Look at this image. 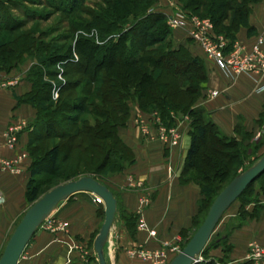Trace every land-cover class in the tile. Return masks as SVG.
<instances>
[{"label":"trees","instance_id":"obj_1","mask_svg":"<svg viewBox=\"0 0 264 264\" xmlns=\"http://www.w3.org/2000/svg\"><path fill=\"white\" fill-rule=\"evenodd\" d=\"M245 2L240 6L235 4L233 18L225 32L224 36L231 43L238 29L247 25L251 6L257 1ZM167 21L165 15L151 12L117 38L108 34L102 45L85 40L82 46L86 51L84 62L70 65L64 73L66 76L75 72L79 74V79L76 77L56 85L46 82L45 74L50 78L56 76L50 71L53 58L44 60L41 56L37 57V61L43 63V72L30 73L26 79L32 86L31 91L17 98L19 104L30 105L37 112L27 145L31 159L27 203L33 205L40 198L38 184L33 182L42 173L64 177L68 181L90 176L100 182L99 175L107 167L115 166L113 174H120L130 166L133 152L120 139L118 132L127 125L129 103L132 102L142 111L157 108L164 121L172 111L189 114L195 119L181 182H193L201 190L199 213L193 219L195 231L198 229L201 225L199 216L203 210L210 208L225 180L232 177V181L238 176L234 169L236 162L247 156L248 148L242 150L234 139L223 136L207 120L205 111L195 108L202 97L207 70L203 61L193 57L187 49L171 46L172 32L166 25ZM211 21L218 33L222 19L216 17ZM10 33L8 25H0V50L13 45ZM162 44L165 48H156ZM20 56L21 51L16 53L15 58ZM97 82L99 86L96 87ZM55 89L58 90L56 101L51 98ZM58 105L64 112L93 116L94 121L86 119L80 122L79 117L70 115L67 118L74 129L71 132L59 131L48 121V112ZM228 150L231 153H227ZM190 174H195V177ZM257 183L264 189V173L236 201H241ZM190 233L181 234L187 238L186 244L194 234ZM206 250L207 246L202 254ZM198 264L215 263L205 258Z\"/></svg>","mask_w":264,"mask_h":264},{"label":"crops","instance_id":"obj_2","mask_svg":"<svg viewBox=\"0 0 264 264\" xmlns=\"http://www.w3.org/2000/svg\"><path fill=\"white\" fill-rule=\"evenodd\" d=\"M165 10L164 14L169 15L167 7ZM187 33L184 29L173 31V43L201 59L207 70L202 97L195 107L205 111L207 120L227 138L241 142L245 136L258 137L264 129V73L235 76L220 71ZM260 35L264 36V0L252 5L248 26L240 27L235 34V43L249 51ZM16 81L15 86L0 89V160H9L17 154L27 157L21 161L20 171L16 174L4 171L0 164V246L23 212L31 165L27 145L37 115L32 106L17 101L31 91V84L24 79ZM212 93L217 96L213 97ZM131 108L130 118L126 127L119 130V137L132 150L135 161L105 185L115 194L118 209H122L120 212L125 217L115 218L107 245L110 246L111 241L114 244L115 264H154L133 257L139 249L161 252L162 256L157 259H166L168 264L176 256L174 247L183 239L181 234L193 230V219L199 213L202 199L198 185L181 182L191 142L189 129L183 126L177 147L164 149L159 141L142 136L137 128L135 120L143 118L147 121L149 115L142 113L137 105ZM11 125L20 128L17 147L12 150L4 138ZM142 200L147 203L144 208L141 207ZM102 213L104 215V209L93 202V195H73L52 213L51 225L66 224V229L37 231L24 251L27 256L24 264H88L93 258L89 241L101 227ZM133 219L135 221H130ZM139 222L145 223V230L137 229ZM150 232L155 235L151 236ZM253 241L264 246V211L259 223H249L229 238L239 259L245 258L243 253Z\"/></svg>","mask_w":264,"mask_h":264},{"label":"rangeland","instance_id":"obj_3","mask_svg":"<svg viewBox=\"0 0 264 264\" xmlns=\"http://www.w3.org/2000/svg\"><path fill=\"white\" fill-rule=\"evenodd\" d=\"M243 1L244 0H0V25L9 26L11 30V38H13L12 40L14 41L11 48L0 50V76L5 80L10 78L12 81L18 80L21 82L23 79L28 81L26 78L30 77V73L36 74L38 71L43 72V63H39L37 61V57L41 56L44 60L53 58L50 71L56 76L55 78H50L48 74H45L44 80L46 82L56 85L58 82L64 83L69 80H75L77 78L79 79V74L76 75L75 72L72 74L69 73L66 76L64 73L66 69H70V65H75L78 61L84 62V53L86 51L85 49H82V46L84 45L83 42L85 40L90 41L91 43L93 42L98 45H102L105 41L104 39H107L106 36L108 34H112V36L117 38L120 34L126 33L130 28L135 26L136 23L140 21V19L145 17V15L151 14V12L160 13L169 18L170 16H174L178 11L183 12L187 18H191L199 22L209 21L212 26L211 32L214 35L222 37L224 40H226L229 44L227 51H230L235 44V40L231 43L224 35L228 30V25L231 23V19L233 18L235 4L238 6L243 5ZM253 1L254 0H246L245 3L248 4ZM256 1V3H259L262 0ZM165 7L168 8L169 15L164 14V11H166ZM216 17L217 19L218 17L219 19H222L218 33L215 32V27L211 21L215 20ZM166 25L170 32L179 30L171 29L168 26V21ZM246 26H248V23L247 25L241 27ZM189 28L190 26L187 25L186 28L180 29L186 30L187 33ZM187 34L189 37V32ZM260 37H262V35L258 36L256 40ZM170 39L172 38L170 37ZM171 46L174 48L175 44L172 43ZM159 47L165 48V44L156 46V48ZM86 49H88V47H86ZM19 51H21V56L19 59H17L15 58V55ZM56 59H58V61L54 62ZM66 66L67 68H65ZM77 72L81 71L77 70ZM10 75L11 77H9ZM97 86H99V82L96 83V87ZM51 98L54 101L57 100V89L51 93ZM134 105L137 104L132 102L129 103L130 113L132 109L131 107ZM140 111L145 115H149V118L147 121H144L143 118H137L135 120L137 128L140 134L144 136L141 128L143 125H146L152 134L151 138H153L155 141H159L160 129H164L166 131H177L180 137L178 141L179 143L181 142L180 131L182 130L183 126L186 125V129H189V136L190 132L194 130L193 123L195 119H193V117L189 114H181L172 111L169 116H166L167 118L165 117L166 119L164 121L160 116V112L155 107H150L145 111ZM70 115L79 117L78 120L80 122L86 119L90 120V122L94 121V117L88 116L87 114L70 113L67 112V110L64 112V110L60 109L59 105L48 112V116H50L48 121L52 123V125H56L59 131L65 130L67 132H71L72 129H74V125H72L71 121H68L69 119L67 117ZM243 139V141L238 142L239 147L242 150L248 148V152L247 156L241 157V159L236 162L234 169L237 175L253 166L264 155V129L261 130L260 135L256 138L254 136H249L248 138L245 136ZM161 145L164 149H170L178 146H170V148H168L162 143ZM229 151L230 150L226 152L231 153V151ZM241 160L242 162H239ZM134 161L135 156L131 162V165L134 163ZM128 167H126V169ZM113 169H115V166L107 167L106 170L100 173L98 180L103 182L105 185H109L111 179L119 175L113 174ZM190 175L195 177V174ZM231 178L232 177L225 180L226 182L223 184V186H221L218 194L227 186V184L231 181ZM69 181L64 177H56L48 173H42L41 176L35 178L33 184H38L41 198L53 188ZM142 201L141 207H143ZM30 206L32 205L27 203L25 191L23 212L16 219L9 232L4 237L3 243L0 246V256L2 255L4 247L15 227L20 222L23 215ZM99 206L102 207L103 210V205ZM57 209L55 211H57ZM120 211H122L121 208H119V213L117 212V220L119 219V215L121 218H125ZM208 211L209 209L202 211L201 215L199 216L200 223L203 222ZM263 211L264 189L260 184L257 183L247 193V195L242 198L241 201H236L225 212L221 221L216 227L209 244L207 245L206 252L200 256L201 262H203L205 258H208L215 264H264V246L258 244L257 241L248 243V247L243 253L245 254L244 259H239L236 257L235 250L229 243L231 234L236 230L243 228L249 223H259ZM53 215L54 214H51V216L42 224L38 232L51 231L52 225L50 227L49 225L52 223L51 221H53ZM136 217L137 219H135L137 221L138 215H136ZM100 220L102 225L104 220L103 213L100 216ZM130 221L135 220L133 219ZM141 223L142 222L138 223L137 229L145 230L140 228ZM195 229L196 227L193 226V230L191 231L190 235L194 233ZM98 232L99 230L93 234L91 240L89 241L88 247L90 251L92 250L93 258L88 264H98L96 254L94 252V241L98 235ZM186 239L183 238L179 243H177L178 245L174 247L173 253L175 255H177L183 249L186 244ZM105 252L106 259L110 260L111 264H115L114 244L112 241L110 246H106ZM133 255V257L137 259L146 262L151 261L154 264L167 263L166 259H157L162 256L161 252L151 253L144 251L143 249H139V251H135V254ZM25 258L27 259V256L24 252L19 264H24Z\"/></svg>","mask_w":264,"mask_h":264},{"label":"water","instance_id":"obj_4","mask_svg":"<svg viewBox=\"0 0 264 264\" xmlns=\"http://www.w3.org/2000/svg\"><path fill=\"white\" fill-rule=\"evenodd\" d=\"M264 173V155L250 168L236 176L215 198L201 225L194 232L184 248L168 264H198L216 227L225 212ZM78 193H89L101 199L104 220L94 241V252L98 264H111L106 259L105 248L109 241L118 203L114 194L93 177L86 176L59 185L39 198L23 215L8 239L0 264H19V261L40 229L51 214L70 197Z\"/></svg>","mask_w":264,"mask_h":264},{"label":"built area","instance_id":"obj_5","mask_svg":"<svg viewBox=\"0 0 264 264\" xmlns=\"http://www.w3.org/2000/svg\"><path fill=\"white\" fill-rule=\"evenodd\" d=\"M189 28V38L197 42L205 56L213 61L216 67L227 74L235 76L246 74H263L264 73V52L262 47L264 45V36L258 38L252 48L247 51L240 47L238 44H234L230 51H227L229 44L222 37L214 35L212 26L209 21L199 22L197 20L187 18L183 12H178L174 16L168 18V26L175 30L180 28ZM17 84V81L3 79L0 76V89L6 90ZM264 91V90H263ZM213 97L217 96V93H212ZM20 130L19 126H10L4 134L6 145L12 150L17 147V134ZM141 131L145 137H152L149 128L143 125ZM180 137L177 131L160 129L159 141L168 148L178 145ZM27 157L26 154H17L9 160H0V164L4 171L11 174H16L20 171V163ZM94 203L103 205L101 199L94 196ZM142 206H147L145 200L142 201ZM51 224L49 225V227ZM66 224H58L53 227L57 230L66 229ZM140 228L146 229V225L142 222ZM151 236H154L153 232H150Z\"/></svg>","mask_w":264,"mask_h":264}]
</instances>
